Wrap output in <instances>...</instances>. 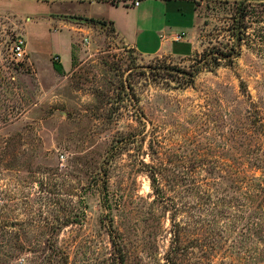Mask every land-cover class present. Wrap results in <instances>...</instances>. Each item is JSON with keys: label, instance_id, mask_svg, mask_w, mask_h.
<instances>
[{"label": "rangeland", "instance_id": "1", "mask_svg": "<svg viewBox=\"0 0 264 264\" xmlns=\"http://www.w3.org/2000/svg\"><path fill=\"white\" fill-rule=\"evenodd\" d=\"M83 1L0 0V264H264V0H196L186 58Z\"/></svg>", "mask_w": 264, "mask_h": 264}, {"label": "crops", "instance_id": "2", "mask_svg": "<svg viewBox=\"0 0 264 264\" xmlns=\"http://www.w3.org/2000/svg\"><path fill=\"white\" fill-rule=\"evenodd\" d=\"M134 1L115 0L112 3L111 0H85L83 2L89 6H97L102 14L98 11V14L93 11L79 14L83 20L105 23L104 26L109 27L123 44L135 51L136 46L141 44L142 53L136 52L143 57L169 54L176 58H186L195 53L196 0H148L141 12V1L144 0H138V7L133 5ZM140 14L149 27L146 30L139 26ZM178 35L182 36L180 40L176 38ZM59 63L62 64L61 59ZM62 67L66 71L63 64Z\"/></svg>", "mask_w": 264, "mask_h": 264}, {"label": "trees", "instance_id": "3", "mask_svg": "<svg viewBox=\"0 0 264 264\" xmlns=\"http://www.w3.org/2000/svg\"><path fill=\"white\" fill-rule=\"evenodd\" d=\"M245 18H246V10H245V8H243V9L242 8L235 9V13L232 16V22H234L235 25H238L239 28H240V26L243 25ZM101 23L105 25V23H103V22H101ZM243 28H244V26H243ZM236 31L241 32V29L238 30V28H237ZM241 34H242V32H241ZM237 38H238V41L241 42L242 39L239 36ZM222 56H224L226 58L229 57V56H231V51L223 54ZM219 60H221V59L220 58H217V57H213V60L212 61L214 63H217ZM53 68L58 73H63V71H64L63 70V67H62V65L60 63H56V64L53 63Z\"/></svg>", "mask_w": 264, "mask_h": 264}, {"label": "built area", "instance_id": "4", "mask_svg": "<svg viewBox=\"0 0 264 264\" xmlns=\"http://www.w3.org/2000/svg\"><path fill=\"white\" fill-rule=\"evenodd\" d=\"M133 5L135 7H138L139 5V1L136 0L133 2ZM182 36H177V40H180ZM11 55H12V59L14 61H21L24 59V57L26 56V43L23 39L18 38L13 42V45L10 49ZM55 61L59 60V57H55L54 58Z\"/></svg>", "mask_w": 264, "mask_h": 264}]
</instances>
